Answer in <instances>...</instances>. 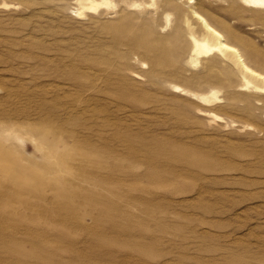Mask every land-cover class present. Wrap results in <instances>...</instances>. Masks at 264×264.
Returning <instances> with one entry per match:
<instances>
[{
  "label": "rangeland",
  "instance_id": "rangeland-1",
  "mask_svg": "<svg viewBox=\"0 0 264 264\" xmlns=\"http://www.w3.org/2000/svg\"><path fill=\"white\" fill-rule=\"evenodd\" d=\"M115 3L0 0V264H264L262 86ZM209 3L264 74V6Z\"/></svg>",
  "mask_w": 264,
  "mask_h": 264
},
{
  "label": "bare ground",
  "instance_id": "bare-ground-1",
  "mask_svg": "<svg viewBox=\"0 0 264 264\" xmlns=\"http://www.w3.org/2000/svg\"><path fill=\"white\" fill-rule=\"evenodd\" d=\"M76 1L78 4V8L76 9V11H77V15L79 16L85 14L91 15L93 13H97V12L99 13L101 11L108 13L110 11H114L116 7L115 0H76ZM121 1L126 5L129 11H133L139 15H143L150 6L152 5L155 6V4L159 1H163L167 3L168 8H171L175 11H180V13L183 15L185 21L184 23L186 24L187 27L189 44L193 52L195 53L194 59L191 60V64L193 66H196L198 64L199 59L202 57L213 56L220 58L224 62L230 63L235 69H237L240 72V74L243 77V82H244L243 87H253V85H261L264 94V74L253 68L248 63L245 55H243L242 52L236 46L231 44L229 37L214 25L210 14L208 16L206 14H203L207 12H203V13L201 12V9H205L211 12L216 11V9H214L215 6L214 8H211V4L209 3L210 0H147L150 2V5L147 4L148 2H146V0H121ZM240 1L248 7L264 6V0H240ZM232 4L235 3H231L229 7H232ZM235 5L236 6L241 5V3ZM216 7L219 8L220 6L216 5ZM247 10L245 11L249 12V10L248 11ZM217 11L220 12V9H217ZM252 11H257V10L252 9ZM170 17L171 14L167 13V15L165 16L167 23L170 22ZM232 17L234 16L232 15ZM81 18L83 17H80V19ZM240 21L241 20L239 19V22ZM216 24L218 23L216 22ZM243 45L245 46V43ZM251 45H253V43H251L250 46ZM207 67L209 68V66ZM174 89L176 88L174 87ZM219 93H220L219 90L215 88H211L206 93L197 95V98L206 105H212L220 102Z\"/></svg>",
  "mask_w": 264,
  "mask_h": 264
}]
</instances>
